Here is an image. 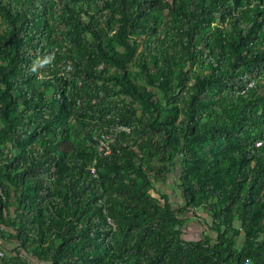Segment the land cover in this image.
Instances as JSON below:
<instances>
[{"label":"trees","instance_id":"16d2710c","mask_svg":"<svg viewBox=\"0 0 264 264\" xmlns=\"http://www.w3.org/2000/svg\"><path fill=\"white\" fill-rule=\"evenodd\" d=\"M0 123L3 264H264V0H0ZM134 145L156 177L182 156L183 206Z\"/></svg>","mask_w":264,"mask_h":264},{"label":"rangeland","instance_id":"374dc122","mask_svg":"<svg viewBox=\"0 0 264 264\" xmlns=\"http://www.w3.org/2000/svg\"><path fill=\"white\" fill-rule=\"evenodd\" d=\"M170 3L167 2L165 5L168 7ZM152 70H155L157 64L153 61H150ZM133 71H135L133 69ZM60 75L65 76L69 80H72V75L70 73H67L65 70H62ZM52 93V89L47 91V94L50 95ZM126 104H132L134 108L138 111V116H142L146 109L142 106L140 102L132 103L130 99H125L123 96L115 98L112 100L113 104H116L118 106H122L123 103ZM77 117V114L75 115ZM84 118L86 120H92L93 115L90 113H86L84 115ZM2 124L0 123V127ZM119 129H122L124 131H129L128 128L120 127ZM102 133L109 134L111 139L115 140L116 134L115 129L111 130L110 132H99L94 135V138H100V135ZM134 142V141H133ZM133 142H131L133 146ZM78 143L81 147L86 148L89 146V142L86 139L80 138L78 140ZM111 144H114L115 141H110ZM152 150V149H151ZM133 152L137 153V155H132V160L136 165H142L145 168V171L149 174L150 180L152 183V188L149 190L148 195L156 199L157 201L163 203L162 196L166 195L170 199V202L172 203L174 208H179L184 205L183 200L181 198V186L182 183L179 180L183 173V167L185 165L183 158L181 155H178L174 160L170 161V173L166 174L165 177H156L154 171L152 168L154 165H160L161 163L157 161L156 159H149V156L147 153H141L139 152V148L134 145ZM190 214L188 215V220L186 224H184L182 231H183V238L188 242L193 241H202L203 236H212L216 238L217 232L211 231L210 229L214 227L213 225V212L211 211L210 206L203 205L200 207H197L195 209V214H193L192 209ZM234 224H237L235 221ZM244 237L240 236L236 239V247L237 249H240L243 245ZM15 255L14 253V246L13 244L0 239V264H3L5 260H8L12 258Z\"/></svg>","mask_w":264,"mask_h":264},{"label":"built area","instance_id":"2783aa9c","mask_svg":"<svg viewBox=\"0 0 264 264\" xmlns=\"http://www.w3.org/2000/svg\"><path fill=\"white\" fill-rule=\"evenodd\" d=\"M64 70L66 72L71 71L72 67L69 64H67L66 66H64ZM109 137H110L109 134L102 133L100 135V138H96V140H98V142H99L98 150L100 152H104L105 154H108L111 151V143H110V141L113 142L115 140H113V139H111ZM244 264H254V263L251 260L248 259V260H246L244 262Z\"/></svg>","mask_w":264,"mask_h":264}]
</instances>
